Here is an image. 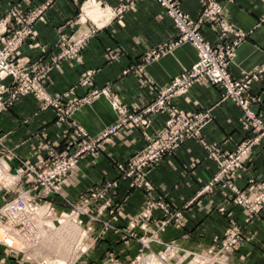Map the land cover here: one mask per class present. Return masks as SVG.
Segmentation results:
<instances>
[{
    "label": "crops",
    "instance_id": "1",
    "mask_svg": "<svg viewBox=\"0 0 264 264\" xmlns=\"http://www.w3.org/2000/svg\"><path fill=\"white\" fill-rule=\"evenodd\" d=\"M126 1L0 0V18L14 4H19L27 16L46 4L30 25L29 36L13 55L20 67L48 62L59 52L56 45L60 37L75 39L89 34L77 59L51 66L41 82L48 96L68 94L59 99L61 106H67L87 98L93 90L105 92L80 103L62 121L52 108L43 109L32 95L19 96L10 105L0 106V156L10 157L7 158L11 159L10 168H16L20 161L43 169L47 149L60 157L72 154L118 121L111 96L128 114H137L172 79L196 62V52L185 43L144 62L148 52L173 40L176 30L155 0H134L118 12ZM175 1L189 20H197L202 9L198 0ZM217 3L220 19L244 35L227 65L229 76L237 79L264 64V24L257 25L264 17V0H217ZM92 5L100 14L88 12ZM199 33L214 47L232 39L231 35L220 38L219 28L214 24L202 25ZM86 74L88 84L81 85ZM2 84L8 85L9 79ZM222 93L218 87L200 80L170 100L175 110L186 115L207 112L208 121L199 139L186 140L150 170L146 178L148 191L121 180L116 165L141 150L145 137L156 135L167 120L166 110L145 116V126L122 125L97 142L93 151L81 154L59 182L57 194L38 190L41 200L59 207L64 201L76 203L105 183L115 184L101 200L91 203L89 215L83 217L89 241L84 252L86 264H125L142 252L158 253L165 245L184 255L213 251L219 248L230 225L240 228V241L228 254L229 263L264 264V211L245 222L247 212L235 204L229 190L218 184L209 192H201L217 172L203 146L217 148L226 155L252 135L241 128L238 109L229 100H222ZM247 94L256 98L251 109L264 121V74L250 83ZM7 98L8 92H4L2 101ZM76 130L85 137L76 136ZM229 182L247 197L254 194L256 184L264 183V141L251 148L241 169ZM47 192L50 194L46 195ZM156 204L166 206L167 215ZM102 205L105 208L98 211ZM173 213L179 215L176 222L162 225Z\"/></svg>",
    "mask_w": 264,
    "mask_h": 264
},
{
    "label": "built area",
    "instance_id": "2",
    "mask_svg": "<svg viewBox=\"0 0 264 264\" xmlns=\"http://www.w3.org/2000/svg\"><path fill=\"white\" fill-rule=\"evenodd\" d=\"M132 1L134 0H127L118 9V12L128 7ZM198 1L202 6L201 12L197 20L191 21L179 10L175 0H155L156 4L164 10L166 16L171 20L176 30V36L173 40L158 45L143 57L144 62H149L185 43L196 52V62L190 68L183 70L179 76L172 79L158 92L156 99L137 114H128L116 98L110 95L112 107L119 117L114 125L107 127L95 139L81 145L75 152L66 157L55 155L47 149V164L38 171L34 167L17 160L23 167L16 172L19 177L24 173L31 174L35 178L37 186L48 190L51 194H57L59 182L69 174L74 161L81 154L93 151L97 142L115 133L122 125L131 123L134 126H145L147 124L145 116L166 110L167 120L156 135L153 138L145 137L146 143L141 150L134 153L125 163L116 165L121 180L129 181L133 188L148 191L150 186L146 178L150 170L165 155L174 152L186 140L199 139L200 131L208 121L207 112L186 115L175 110L170 105V100L175 96L184 94L195 82L204 80L223 91L222 100H229L238 109L237 121L239 125L244 131L251 132L252 135L241 142L232 153L226 155H223L217 148L203 146L206 155L215 163L217 172L202 187L201 192H209L218 184L229 190L233 195L235 204L242 206L247 212L245 222L258 212L264 211V183L256 184L254 194L247 197L238 192L229 182L241 169L251 148L260 140L264 141V121L260 120L251 109L257 100L247 94L250 83L264 74V64L251 73L242 74L237 79L231 78L227 73V65L231 61L236 47L242 42L244 35L220 19V6L217 0ZM45 6L46 4L27 16L21 12L19 4H14L0 18V106L10 105L19 96L32 95L43 109L52 108L56 112L57 119L62 121L68 118L72 109L80 103L105 92L93 90L87 98L67 106H61L59 99L67 97L68 94L50 97L45 93L41 84L52 65L63 60L78 58L79 52L88 40V33H84L75 39L60 37L56 45L59 52L41 66L33 65L26 68L15 63L14 53L23 40L29 36L30 25L38 18ZM204 24L216 25L220 31V38L223 39L231 35L232 39L224 45L211 46L203 40L199 33V28ZM259 24H264V17L259 19L257 25ZM88 77L89 74H86L80 84H88ZM7 78L9 84L3 85L2 81ZM4 92H8V98L2 101L1 95ZM76 136L85 137L80 130H76ZM114 185V183H105L103 186L91 190L88 195L80 198L76 203L64 201V204L69 206L81 205L84 208L83 214L87 215V208L91 203L101 200L105 192ZM156 206L167 215L166 206L161 204H156ZM104 208L105 206L102 205L97 210L101 211ZM178 216V213L171 214L166 221L162 222V225L169 221L176 222ZM239 241L240 228L236 225H230L220 241L219 250L229 254ZM173 249L169 245L163 247L165 253H170Z\"/></svg>",
    "mask_w": 264,
    "mask_h": 264
},
{
    "label": "rangeland",
    "instance_id": "3",
    "mask_svg": "<svg viewBox=\"0 0 264 264\" xmlns=\"http://www.w3.org/2000/svg\"><path fill=\"white\" fill-rule=\"evenodd\" d=\"M90 9L89 13L97 10L94 5ZM97 11L92 15L100 14ZM3 157L0 156V264H86L84 252L89 241L84 208L76 204L56 207L41 200L38 190L42 188L35 178L28 173L19 177L16 172L23 168L21 164L10 168V157ZM87 212L89 215V207ZM69 223L77 228L76 239L71 242L66 241L70 234L65 232ZM219 249L220 243L213 251L192 255L174 249L170 253L163 249L155 254L142 252L125 264H230L228 254Z\"/></svg>",
    "mask_w": 264,
    "mask_h": 264
},
{
    "label": "bare ground",
    "instance_id": "4",
    "mask_svg": "<svg viewBox=\"0 0 264 264\" xmlns=\"http://www.w3.org/2000/svg\"><path fill=\"white\" fill-rule=\"evenodd\" d=\"M97 11V10H96ZM96 11H93V13H95ZM98 12V11H97ZM93 13H91L90 12V14H93ZM51 228V227H50ZM65 228H66V231L65 232H69V234H70V238H67L66 239V241H68V242H71V241H69V240H72V241H74V239H76L75 238V234H76V232H77V228L73 225V224H71V223H69V224H66V226H65ZM42 229V228H41ZM43 230V229H42ZM45 230V229H44ZM43 230V231H44ZM49 230V229H48ZM47 230V231H48ZM45 232V231H44ZM47 233V232H46ZM72 233V234H71ZM40 236V235H39ZM53 236V235H52ZM47 237H48V235H47ZM42 238V237H41ZM43 238H44V236H43ZM46 238V237H45ZM59 240V239H58ZM69 246H66V248H68ZM154 264V263H153Z\"/></svg>",
    "mask_w": 264,
    "mask_h": 264
}]
</instances>
